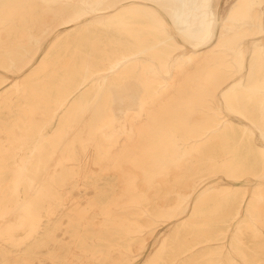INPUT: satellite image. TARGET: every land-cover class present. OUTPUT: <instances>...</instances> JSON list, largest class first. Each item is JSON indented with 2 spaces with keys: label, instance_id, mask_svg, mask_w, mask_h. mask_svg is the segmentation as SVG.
<instances>
[{
  "label": "bare ground",
  "instance_id": "obj_1",
  "mask_svg": "<svg viewBox=\"0 0 264 264\" xmlns=\"http://www.w3.org/2000/svg\"><path fill=\"white\" fill-rule=\"evenodd\" d=\"M220 1L0 0V264H264V0Z\"/></svg>",
  "mask_w": 264,
  "mask_h": 264
},
{
  "label": "rangeland",
  "instance_id": "obj_2",
  "mask_svg": "<svg viewBox=\"0 0 264 264\" xmlns=\"http://www.w3.org/2000/svg\"><path fill=\"white\" fill-rule=\"evenodd\" d=\"M230 0H221L220 1V12L222 11H225L228 4H229ZM222 5V6H221ZM222 9V10H221ZM61 29H64V28H60L59 30ZM56 35V33H53L48 42ZM47 45V44H46ZM0 73H3L5 75H7L9 77V80H12L16 77L15 74L11 73V72H8V71H5L3 70L2 68H0ZM236 121H240L239 118L235 117V116H232ZM256 142L258 144H264V141L261 139V137L259 136V134L257 133L256 135ZM110 177H112L111 175H105L103 176L104 178V181L109 179ZM222 182H228L229 180L224 176V175H219V178ZM258 180L254 177H249L248 179L244 180V182H246L247 184V187L249 189V191L254 187L255 183L257 182ZM171 221H166L162 224L159 225L157 231L154 233V234H146L145 237L147 238L145 240L146 242V247H145V252L148 253L151 249H153L156 244H157V239H159L165 232L166 230L168 229V227L171 225Z\"/></svg>",
  "mask_w": 264,
  "mask_h": 264
}]
</instances>
